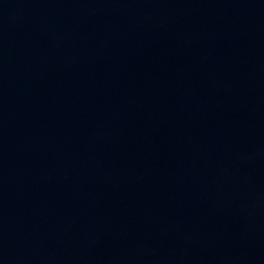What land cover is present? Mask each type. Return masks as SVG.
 I'll return each mask as SVG.
<instances>
[{"label":"water","instance_id":"95a60500","mask_svg":"<svg viewBox=\"0 0 264 264\" xmlns=\"http://www.w3.org/2000/svg\"><path fill=\"white\" fill-rule=\"evenodd\" d=\"M0 264H264V0H0Z\"/></svg>","mask_w":264,"mask_h":264}]
</instances>
